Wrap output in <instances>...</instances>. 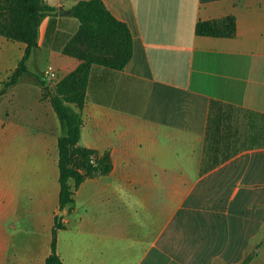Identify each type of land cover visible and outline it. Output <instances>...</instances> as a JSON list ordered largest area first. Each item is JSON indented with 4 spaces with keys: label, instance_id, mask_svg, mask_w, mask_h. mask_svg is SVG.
Instances as JSON below:
<instances>
[{
    "label": "crops",
    "instance_id": "obj_1",
    "mask_svg": "<svg viewBox=\"0 0 264 264\" xmlns=\"http://www.w3.org/2000/svg\"><path fill=\"white\" fill-rule=\"evenodd\" d=\"M79 1L42 0L56 11L0 97V264H44L59 213L63 264H242L252 253L247 264H264V147L240 149L239 136L238 151L217 162L226 151L205 141L212 101L264 115V0H100L129 29L132 57L120 71L92 66L83 107H70L79 145L107 153L112 168L60 212L64 132L38 78L53 90L78 66L61 49ZM228 16L234 38L195 35L197 22ZM24 50L0 36V88Z\"/></svg>",
    "mask_w": 264,
    "mask_h": 264
},
{
    "label": "trees",
    "instance_id": "obj_2",
    "mask_svg": "<svg viewBox=\"0 0 264 264\" xmlns=\"http://www.w3.org/2000/svg\"><path fill=\"white\" fill-rule=\"evenodd\" d=\"M55 11V8L45 5L42 0H0V36L25 45L24 54L17 67L1 85L0 97L26 73L25 63L37 48L41 21ZM70 16L77 20L78 28L63 45L61 54L77 60L78 66L56 84V92L38 78L42 98L49 101L64 132L57 141L60 212L72 210L73 191L82 182L106 176L112 168L107 153L99 156L96 151L79 145L81 119L70 106L74 105L78 109L83 107L92 66L120 71L130 61L133 53L129 29L112 16L100 0L79 1L70 9ZM194 33L201 37L234 38L235 19L228 16L197 22ZM240 112L232 106L216 101L210 104L205 141L215 152L226 151V155L214 159L217 162L227 160L238 151H234V143H237L240 137V149L249 143L251 147H264V115L248 111L240 115ZM237 125L242 127L240 135H237ZM233 130L236 132L235 142ZM71 182L73 186L70 185ZM61 229V220L56 219L51 233V251L44 264H63L56 254V236ZM253 256L254 253L242 264H247Z\"/></svg>",
    "mask_w": 264,
    "mask_h": 264
},
{
    "label": "built area",
    "instance_id": "obj_3",
    "mask_svg": "<svg viewBox=\"0 0 264 264\" xmlns=\"http://www.w3.org/2000/svg\"><path fill=\"white\" fill-rule=\"evenodd\" d=\"M43 77L47 78V79H53L55 77V74L53 72V70L51 68H48L44 74Z\"/></svg>",
    "mask_w": 264,
    "mask_h": 264
},
{
    "label": "rangeland",
    "instance_id": "obj_4",
    "mask_svg": "<svg viewBox=\"0 0 264 264\" xmlns=\"http://www.w3.org/2000/svg\"><path fill=\"white\" fill-rule=\"evenodd\" d=\"M257 193H258L259 199L264 200V187L259 189ZM262 231L264 232V228L262 229Z\"/></svg>",
    "mask_w": 264,
    "mask_h": 264
},
{
    "label": "water",
    "instance_id": "obj_5",
    "mask_svg": "<svg viewBox=\"0 0 264 264\" xmlns=\"http://www.w3.org/2000/svg\"><path fill=\"white\" fill-rule=\"evenodd\" d=\"M61 11V10H60ZM53 91L56 92V86H53ZM62 216V213L58 214V219Z\"/></svg>",
    "mask_w": 264,
    "mask_h": 264
}]
</instances>
